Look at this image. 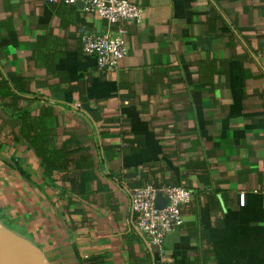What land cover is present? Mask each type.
<instances>
[{"label":"crops","instance_id":"0c3cea01","mask_svg":"<svg viewBox=\"0 0 264 264\" xmlns=\"http://www.w3.org/2000/svg\"><path fill=\"white\" fill-rule=\"evenodd\" d=\"M130 1L102 74L81 35L115 25L81 0H0V221L50 264H264V0ZM25 112L68 151L56 169L21 141ZM150 181L191 192L166 262L134 224Z\"/></svg>","mask_w":264,"mask_h":264},{"label":"built area","instance_id":"2783aa9c","mask_svg":"<svg viewBox=\"0 0 264 264\" xmlns=\"http://www.w3.org/2000/svg\"><path fill=\"white\" fill-rule=\"evenodd\" d=\"M73 3L77 0H47ZM83 9L104 18L114 28L105 31H86L81 35L84 52L96 57V71L106 74L117 66V61L128 52L126 41L127 23L138 22L142 18L143 8L130 0H81ZM161 192L165 204L155 203L156 195ZM190 189L179 184L150 183L135 186L132 189L131 208L136 228L144 232L156 246L161 261L170 259L163 249L165 235L177 228L181 221L180 205L190 199ZM240 204L244 203L241 195Z\"/></svg>","mask_w":264,"mask_h":264},{"label":"trees","instance_id":"16d2710c","mask_svg":"<svg viewBox=\"0 0 264 264\" xmlns=\"http://www.w3.org/2000/svg\"><path fill=\"white\" fill-rule=\"evenodd\" d=\"M6 87L8 88V84L6 80H0V96L3 97L5 94L10 93V90H6ZM9 91V92H8ZM12 95H15L12 92ZM26 113V112H25ZM21 114L20 116V121H21V128L19 130V133L24 142L28 147H31L36 155L39 157L41 165L44 167L45 172L47 171H52L58 167L59 164H53V160L57 158H64V154L67 153L68 151L62 150L60 148H52L49 146V142L45 139V131L41 129L39 132H31V128L33 129L32 126L29 125V120L25 117L28 116L26 113ZM84 177L89 175L88 173H83L82 174ZM83 178V177H82ZM72 182V180H71ZM150 184H153L155 186H159L160 184H157L155 181H150ZM143 185V184H138ZM73 183H71V187H73ZM93 262V259H89V263Z\"/></svg>","mask_w":264,"mask_h":264},{"label":"bare ground","instance_id":"6f19581e","mask_svg":"<svg viewBox=\"0 0 264 264\" xmlns=\"http://www.w3.org/2000/svg\"><path fill=\"white\" fill-rule=\"evenodd\" d=\"M0 230L4 233L0 232V264H48L35 245L13 232L4 230L1 225ZM5 235L20 237L27 241V244L14 242Z\"/></svg>","mask_w":264,"mask_h":264},{"label":"rangeland","instance_id":"374dc122","mask_svg":"<svg viewBox=\"0 0 264 264\" xmlns=\"http://www.w3.org/2000/svg\"><path fill=\"white\" fill-rule=\"evenodd\" d=\"M1 216L2 217H7L8 215L6 214L5 209H3V208L0 207V217ZM2 222L0 221V225H1L2 228H4V230L10 231L11 233L13 232L14 234H16L18 236L24 237L23 234L21 233V230H20L21 226L19 224H16L15 227H13L10 224H4V222L2 224ZM0 232L3 233L1 230H0ZM6 237L13 239L14 242L22 243V244H25V245L27 244V241H25L24 239H21L20 237L10 236V235H7ZM20 254H22V253H20ZM22 255H25V254H22Z\"/></svg>","mask_w":264,"mask_h":264},{"label":"water","instance_id":"95a60500","mask_svg":"<svg viewBox=\"0 0 264 264\" xmlns=\"http://www.w3.org/2000/svg\"><path fill=\"white\" fill-rule=\"evenodd\" d=\"M83 3V2H82ZM155 203L158 205V206H163L165 204V197L162 195L161 192H158L157 195H156V200H155ZM36 246V245H35ZM37 247V246H36ZM42 254V252H41ZM42 256L46 259V257L42 254ZM47 261V259H46ZM48 264H50L48 261H47Z\"/></svg>","mask_w":264,"mask_h":264}]
</instances>
